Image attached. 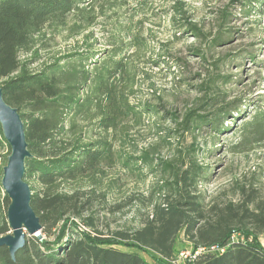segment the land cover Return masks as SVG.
Returning a JSON list of instances; mask_svg holds the SVG:
<instances>
[{
  "label": "trees",
  "instance_id": "trees-1",
  "mask_svg": "<svg viewBox=\"0 0 264 264\" xmlns=\"http://www.w3.org/2000/svg\"><path fill=\"white\" fill-rule=\"evenodd\" d=\"M97 1L0 0V89L6 103L18 110L25 126L32 157L26 160L24 180L30 185L31 206L42 225V239L27 240L15 260L8 248L1 247L0 264H174L176 241L182 233L196 249L192 260L185 264H264V245L254 230L248 229L250 225L264 226V212L253 215L249 207L243 206L238 220V212L229 206L227 213L213 208V216L207 217L199 187L209 179V168L192 160L196 150L188 156L190 161H183L182 156L172 162L160 160L161 173L168 177L157 185L156 193L163 200L154 206L153 218L132 236L108 237L99 232L92 217H83L90 200L83 202L84 194L62 189L65 183L87 178L113 159L112 143L102 136L117 127L120 114L136 116L145 112L156 116L164 112L161 117L164 119L168 114L153 105L133 110L121 99L125 93H120L119 85L128 68L123 47L112 49L101 61H67L65 65L64 59H57L39 70L32 69L39 61L21 59L22 54L30 55L47 26L62 25L74 15L84 16L88 12L90 16L89 11ZM240 4L245 14L264 15V0H240ZM166 15L171 18L174 30L187 29L198 40L206 38L202 29L188 21L183 3L176 2ZM230 18V14H224L222 22ZM207 40L214 46L225 41L221 34ZM85 62L93 65V69H87ZM70 63L72 66L68 68ZM75 64H80L81 70ZM166 65L169 67V63ZM218 80L210 84H217ZM222 80L229 83L230 77ZM216 102L203 96L198 109H190L182 116L172 114L171 121L177 128L173 134L195 135L204 127L219 135L229 132L225 120L233 113L238 118L240 109H218L206 115L219 105ZM255 120L243 131L252 134L255 129L252 126L257 125V130L264 127V111H259ZM81 122H91L100 138L95 139L96 132L84 129ZM4 150L8 153L4 165H0V238L11 233L7 217L10 201L2 187L3 168L11 149L0 125V160ZM132 161V157H126L124 165ZM138 161L147 168L156 164L149 152H144ZM77 220L83 223L82 227ZM119 246L136 252L121 251ZM139 250L153 263L147 262Z\"/></svg>",
  "mask_w": 264,
  "mask_h": 264
},
{
  "label": "rangeland",
  "instance_id": "rangeland-1",
  "mask_svg": "<svg viewBox=\"0 0 264 264\" xmlns=\"http://www.w3.org/2000/svg\"><path fill=\"white\" fill-rule=\"evenodd\" d=\"M176 2L184 4L188 21L206 33L205 39L194 38L187 29L172 28L165 12ZM240 5V0H98L89 11L90 19H86L90 17L87 12L70 16L62 25L47 26L30 55H21L22 60L39 61L32 66L39 70L57 59H64L65 65L67 61H101L112 49L123 47L128 68L119 85L120 93H125L121 99L133 110L153 105L168 113L167 119L161 118L164 112L156 116L120 114L117 127L102 136L112 143L113 159L87 178L62 185L66 192L84 194L83 202L90 200L83 217H92L99 232L108 237L132 236L142 229L153 218L154 206L163 200L156 193L157 185L168 179L161 173V161L172 162L181 156L190 161L192 150L197 151L192 160L209 168V179L199 187L207 217L213 216L211 209L225 214L229 206L238 212V220L247 207L253 215L264 212V127L252 126V134L243 131L264 111V15L245 14ZM224 14L231 15L230 21L222 22ZM218 34L224 36L221 45L207 42ZM69 55L77 56L64 58ZM76 66L81 70L80 64ZM84 66L93 69L89 62ZM225 77H230L229 83L223 82ZM214 79L219 82L211 85ZM203 96L219 103L206 115L218 109H240L238 118L233 113L225 120L230 131L219 135L204 127L195 135L173 134L177 128L172 114L182 116L198 109ZM81 127L94 130L95 139L100 138L91 122H81ZM144 152L156 159L151 168L138 161ZM7 153L2 152L1 166ZM126 157L133 161L124 165ZM248 229L264 245V226ZM27 236V240L32 238ZM194 246L180 234L174 264L192 260ZM138 253L153 263L146 253Z\"/></svg>",
  "mask_w": 264,
  "mask_h": 264
},
{
  "label": "water",
  "instance_id": "water-1",
  "mask_svg": "<svg viewBox=\"0 0 264 264\" xmlns=\"http://www.w3.org/2000/svg\"><path fill=\"white\" fill-rule=\"evenodd\" d=\"M0 125L11 149L2 177L3 191L10 201L7 217L11 233L0 238V248H8L12 260H15L16 254L26 245L27 235L42 239V225L31 206L30 185L24 180L26 160L32 157L25 126L18 110L6 103L2 89Z\"/></svg>",
  "mask_w": 264,
  "mask_h": 264
}]
</instances>
